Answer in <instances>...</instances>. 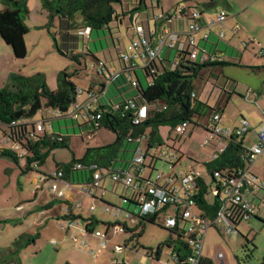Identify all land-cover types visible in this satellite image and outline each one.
<instances>
[{"label": "trees", "instance_id": "1", "mask_svg": "<svg viewBox=\"0 0 264 264\" xmlns=\"http://www.w3.org/2000/svg\"><path fill=\"white\" fill-rule=\"evenodd\" d=\"M136 1L134 4L130 3L129 5L133 7L126 11L131 22L133 21V14L142 7H146L145 0ZM183 1L187 2L188 0ZM218 1L207 0L205 2L206 9L212 7ZM0 2V38L12 48L14 57L24 58L27 53L24 37L29 31L25 23L29 15L27 0H0ZM118 4L121 5L122 0H41V9L46 11L49 17L56 15L59 18V41H56L55 38L54 42L56 50L62 55L68 56L79 66V69L72 73L66 72V70L61 71L57 79L58 86L55 90L47 88L44 77L40 73L28 77H24L20 73L10 74L6 85L0 88V134L6 140L4 144L0 142V157L15 163H18L20 159L24 160L25 170L39 169L46 165V160L52 151L61 148L70 149L68 145L70 135L55 131L51 120L64 119L66 116L70 117L66 114V111L77 103L79 94V87L72 79L77 71L82 68V61L84 63L86 59H91L97 63L102 62L95 56L97 50L92 51L85 38L90 39L93 31H97L98 38H101L99 37V31L108 30V35L113 41L114 34L119 30L118 25L123 23L122 16L124 17L126 14L123 11L121 14L117 12L115 6ZM202 9L204 8L200 7L199 4L181 5L171 13L169 11L162 13L165 18L156 19L155 27L158 28L159 24L168 23L174 13L189 18L188 14L191 13V10L198 11V16L196 18L190 17V19L200 24L204 13ZM111 23L116 24V32L112 31ZM85 27L90 29L89 36L78 33ZM81 37L83 40L82 49L77 51L76 49L79 47L78 38ZM117 59L120 62L121 71L111 81L117 80L118 82L121 79L122 83H129L133 91L132 95L121 97L117 103L108 102L104 104L98 102L96 107L86 112V115L81 119L70 117V119L75 120L78 126H83L87 131L89 130L88 133L103 129L112 132L114 139L104 145L84 148L80 157H75L72 153L71 158L67 161L56 162V171L61 172L62 179L65 177L76 182V180H83L84 177L86 181L89 182L90 180L91 183L96 171L100 172L101 179L104 176L109 177L117 169L129 168L139 143L137 139L142 136H145L142 141L145 142L146 146L141 167H146L147 157L151 158L152 161L159 160L150 153V150L157 149L165 144V139L159 131L160 127L166 126L170 135L179 124L184 122L186 126L197 124L193 120L194 116L201 115L202 111L207 108L194 97V79L203 67L212 63L190 59L188 50L179 52L173 69L162 68L160 70L154 59L144 67L138 64L129 66L128 62H124L120 58V52H118ZM102 64L105 67V62H102ZM137 68L143 69L147 81L146 86L141 82ZM133 81L135 84H132ZM101 86L102 89L106 88L104 82L101 83ZM116 87L120 88L119 85ZM102 89H98V92ZM129 100L135 104L134 107H131L128 103ZM125 105L127 106L125 107ZM142 106L146 108V117L136 124L134 122L136 109ZM43 109L57 110L59 115H49L47 118L39 120L43 124V128L38 131L36 128L37 120L34 117L37 113H41ZM214 113L216 111L211 112V115ZM96 115H99V117H96ZM204 130L207 132L206 128ZM243 135L231 134L225 140L223 151L216 158L204 164L212 183L216 184L218 190H223V182L235 176L238 168L246 165V160L242 158V154L247 152L242 144ZM13 144L24 152L21 156L17 154L16 150L8 147ZM167 163L172 167L174 166L173 163ZM150 167L152 168L151 164ZM212 183L207 184L198 175L191 196L196 209L203 213L204 217L210 219L217 216L223 208L220 192L209 195ZM123 199L134 202L139 208L141 206L134 194L127 198L123 197ZM104 204L110 205L107 202ZM160 211L161 209L145 215H134V213L127 211L138 222L134 228L124 223L121 224L123 233L129 235L124 243H131V246L136 249L139 245L137 239L144 231L145 223H156L160 218ZM230 221L233 222V220ZM84 222H86L87 231H91L99 223V220L91 218L85 219ZM101 224L107 227L112 226L110 223ZM167 230L170 237L159 243L154 250L143 247L145 252L157 259L161 254V248L166 246L171 250L173 264H192V260H190L193 257L192 248L185 241L181 228L177 225L167 228ZM30 240L25 236L16 238L6 251L0 253V264H8L12 261L20 264L17 254L20 249L29 244ZM132 241H134V244ZM249 245H252V241L249 239H246L242 245L247 258L251 257L254 248L253 246L250 248ZM196 264H213V262L210 258L202 256L197 258Z\"/></svg>", "mask_w": 264, "mask_h": 264}, {"label": "rangeland", "instance_id": "2", "mask_svg": "<svg viewBox=\"0 0 264 264\" xmlns=\"http://www.w3.org/2000/svg\"><path fill=\"white\" fill-rule=\"evenodd\" d=\"M156 1L157 0H146V7H142V9L137 10L133 14V21L131 22L129 20V14L126 11L132 6L128 4V0H122V5H116L115 9L119 14H121L122 11L126 14L124 17L122 16L123 23L118 25V31L115 30V22L111 23V27L113 29L112 31H117V33L114 34L113 41L108 35V30L99 31V37L101 38H98L97 31H93V35L90 37V39L85 38V41H88L89 45L91 46L92 51L97 50L96 58L99 61L105 62L107 70L102 72L105 78L108 75L107 72H112V70H120L121 65L117 59L118 52H123L130 41L137 40L139 42L140 40L137 32H135L131 26L132 23L134 24L137 22H144L147 24V22H149V25L153 27L156 23V19L152 14L154 12V15H158L161 11V6L164 7L162 8V11L166 12L170 11L171 9L173 10L175 8H179L181 5L199 4L200 7L205 8L203 9L204 15L208 19H214L218 15L219 9L222 8V3L217 2L212 7L206 9L205 2H207V0H188L187 2L183 0H159L160 3L158 6ZM234 1L238 3L242 0ZM133 2H135V0H133ZM27 3L29 15L25 20V23L30 28V32L24 37L27 53L24 58L14 57L12 54V48L6 45V43L0 38V88L6 85L8 78L12 73H20L24 77L40 73L44 77V80L48 86L47 88L50 90H55L58 86L57 79L59 73L64 70H66V72L72 73L79 69V66L68 56L62 55L56 50L54 42L55 38L56 41H59L58 16L54 15L49 17L48 13L41 9V0H27ZM82 42V37L78 38L79 47H77V51L82 49ZM188 48L191 50V47ZM250 51L251 49H249L248 54H250ZM97 65L98 63L95 60L86 59L84 63L82 61V68L77 71V74L72 79L73 82L79 87V94L77 96V101L79 104H82L86 101L89 102L86 90H84V88H86V86L90 83H98L100 80H102L101 77L95 74ZM170 66L173 69V65ZM212 68L213 67H210L206 70L200 71V73L194 79V84L197 85L200 80L205 82L207 81V78L209 79V83L212 82L214 77H209L210 70ZM137 71L141 82L144 86H146L147 81L144 77L143 69L137 68ZM218 74L219 73H217V75ZM224 77H226V74L225 76H220L219 78L221 84L225 82ZM248 79L250 78L248 77ZM255 80H258V78ZM233 81L230 80L228 83L231 88H233L235 84ZM115 88L118 89L115 87L114 83H111V87L107 94L108 96L103 95L100 98L101 103H107L108 98L112 95H115L114 100H119L120 95H117V90ZM208 91V94L211 93V97L209 99L211 104H214L217 96H220L218 102L221 106L220 110L222 111V122L226 125L224 127H229L232 129L233 126H240V116H247V114H249L248 120L252 122V129H249V131L245 134L243 146L244 148L249 149L255 143H257V133L259 132L260 128L264 126V114L262 112V108H259L253 102L249 101L251 97L254 98L252 94L250 99L244 98L246 93L245 86L238 84L237 91L233 93L232 97L227 103V92L222 93L221 89H215L212 83H210L208 86ZM96 105L97 103L90 105L91 109H94ZM49 110L43 109L41 113L39 112L35 115L34 119L39 121L42 120V118H47L49 115H52L50 114ZM209 113L210 109L207 110L204 116L203 114L200 115V120L202 123L207 121ZM197 117V115L194 116V122H196L198 119ZM244 119L246 118L244 117ZM51 122L55 131H58V126H61L59 129H62V133H68L70 135L68 139V145L70 149L61 148L52 151L46 165L43 167L44 170H48L50 168L53 169L55 166V160H68L71 158L72 153L75 157H80L81 154H83L84 148L104 145L112 142L114 139V134L112 132L103 129H99L94 133H88L89 130L87 131L83 126H78L75 120L70 118L53 119ZM65 122L68 125V132L64 127ZM184 130L185 131H183L180 135H169L168 128L166 126L160 127L159 131L162 137L165 139V144L157 149L150 150V153L159 160L152 161L151 158L147 157L145 161L146 169L144 170L145 173L144 177L142 178L150 179V181L153 182L155 175L160 174L162 176V179L160 180L161 182L166 178L167 174L173 177L174 174H178L179 172L185 173L186 171L194 169V171L200 173L201 177L207 184L212 183L209 172L207 171V168L204 164L208 162L212 156L213 145L209 144L206 147L201 146V142L207 138V134L201 126H198L195 123L189 124L184 127ZM190 132H192V134H190ZM212 144H215V142L213 141ZM140 146L142 149H144L146 146L145 142L142 141ZM262 153L263 154L261 156L253 158V161L249 164L248 168L249 170L251 169L252 173L257 175V181L264 184V151ZM169 156H172L173 161L169 163L174 164L173 168H170L167 163V159H170L168 158ZM52 157H54L55 160H53ZM150 164L152 165V168L150 167ZM20 166H24L23 162H20ZM7 167L17 169L18 164L0 157V181L7 180L8 176L6 171H4V168ZM135 180L141 184H145V182H141L139 179ZM104 181L106 190L109 191L104 195V198L110 204V210H105L103 205L104 203L102 204L99 199L93 201L90 199H85L84 201L86 203V205H84L87 208L92 206L94 208V212H98L100 214V218L102 219L100 222L106 223V220H110V224L113 225L115 224L116 219H120L122 221L123 217L119 216L117 218L114 216L115 213L124 216L128 211L134 213V215H137L140 208L136 206L134 202L119 198V193L123 192L124 187L119 185L110 177L106 178ZM220 196L224 197V193L222 191L220 192ZM242 198L249 201L252 205V216L243 217L236 209L233 210L230 208L231 212L229 214V218L232 219L234 223L226 218H222L219 224L211 226L207 229L204 240L203 256L212 258L215 255L214 258L215 262H217L216 264H220V260L216 258L218 253L222 254L221 262H224V264L263 263L264 188H260L253 192H244L242 194ZM170 213V211H166L165 213L160 214V218L154 224L145 223L144 231L137 239L139 245L136 249L130 247L131 243H128L129 245L127 249L117 250L116 247L113 248L115 243L116 245L124 246L123 241L129 238V235L123 232H116L113 234L112 227L107 230L106 226L100 224L99 222L95 226V229L100 230L102 234H104L105 231L108 232L107 238H105L106 246L103 248L99 245V243H96V246L92 249L94 253H91V250L89 252L90 254H96L100 261H103V264H111V262L112 264H115V259L118 263L124 261V264H137L138 256L145 253V249L143 247L156 249L159 243L170 237V233L166 226L162 224L164 216ZM128 224L133 225V223ZM227 225H230V231H226ZM134 226L135 225H133V227ZM95 236L96 235L93 237L92 235L86 234L85 238H95ZM246 239L252 241V245H249V247H254L250 258L245 256V251L242 248V245ZM132 243L134 244V241H132ZM127 254L128 260H125L124 256ZM160 260L162 264H173L171 250L166 246L161 248ZM147 261L148 263L152 262L151 258L149 257Z\"/></svg>", "mask_w": 264, "mask_h": 264}, {"label": "crops", "instance_id": "3", "mask_svg": "<svg viewBox=\"0 0 264 264\" xmlns=\"http://www.w3.org/2000/svg\"><path fill=\"white\" fill-rule=\"evenodd\" d=\"M130 1L131 0H128V4H130ZM144 2L146 5V0ZM156 2L158 6L160 1L157 0ZM218 2L222 3V8L219 9V12H224V20L218 22L215 18L208 19L203 13L200 29L193 33L196 40L195 43L197 48H199V56L196 60L212 63L203 67L202 70L213 67L210 70L209 77H214V79L210 83H212L215 89H221L222 93L227 92L226 103L230 100L233 93L237 91L238 84H242L245 86L246 92L244 98L250 99L252 94L254 98L251 97L249 101L253 102L259 108H262L264 114V0H242L238 3L234 0H219ZM162 8L164 7L161 6L160 13L168 12H163ZM173 10L171 9L169 13ZM152 15L154 16V12ZM188 15L189 18H186L174 13L168 23L160 24L158 28L155 27L156 23L151 27L149 22H147V24L139 22L154 30L156 37H158L163 30H167L169 32V38L174 42L173 48L164 47L159 56L155 59V63L160 70L162 68H171L170 65H173L174 68L179 52L182 50H192V47L191 50L188 48L190 46L188 45L186 36L188 25L192 23L190 14ZM211 21L213 22L209 24ZM220 31L223 37L219 36ZM29 32L30 28L28 33ZM204 34L207 35L206 40L203 37ZM88 46L90 45L88 44ZM249 49H251L250 54H248ZM99 64L100 63H98L97 66H99ZM138 64H140L139 61ZM106 70L107 68L105 65V67L103 66L102 72ZM120 71L121 67L118 71L112 70V72H107L108 75L105 78L103 74L98 72L96 67L95 74L101 77L102 80L98 83H90L84 88V90L90 88L89 90H95L97 92L95 102H92V104L101 102L100 98L103 95L108 96L107 94L111 87V83H114L115 87L117 85L120 86L119 89L115 88L117 90V95H120V97L119 100H114L115 95L110 96L108 98L109 103H117L120 101L121 97L132 95L133 91L129 83H122L121 79H119L118 82L117 80L111 81V74L117 75ZM217 73H219V76ZM225 74V82L221 84L219 78L220 76H225ZM248 77L250 79H248ZM256 78H258V80H255ZM230 80H234L233 82L235 84L233 88L228 84ZM103 82L106 88L102 89L101 83ZM210 83L207 78L205 82L200 80L197 85L194 84V97L207 107L202 111L203 116L206 114L207 110L210 109L209 117L204 123L200 120V115H197L198 119L196 120V125L201 126L203 130L210 122L211 112L215 111L218 112L220 116L219 126H226L222 122V111L220 110L221 106L218 102L220 96H217L214 104H211L209 100L211 97V93L208 94V86ZM98 89L102 90L98 92ZM244 117L251 125L252 122L248 120L249 114H247V116L241 115L240 119ZM67 118L70 117L66 116L64 119ZM251 126L250 129H252ZM60 127L61 126H58V131L63 132L62 129H59ZM64 127L68 132V125L66 122ZM237 127L239 126H233L232 128ZM246 133L243 135V142ZM190 134H192V132H190ZM141 142L138 143L139 147H141ZM49 157L50 154L48 158ZM168 158H170L169 162L173 161L172 156ZM52 159L55 160L54 157H52ZM65 161L55 160L53 169L44 170L43 166L39 169L34 168L25 170L24 160L20 159L17 163V169L10 167L4 168L8 178L7 180L0 181V253L6 251L16 238L25 236L31 240L29 244L20 249V252L17 254L20 264H103V261H100L96 254H90V252L94 253L92 249L96 246V243L100 245L98 236H95V238H85L86 234L94 237V232L100 230L95 229L96 224L93 230L87 231L86 222H84L85 219H97L99 222L102 221V219L98 212H94L92 206L87 208L84 201L85 199H90L91 201L99 199L102 204L107 202L104 195L109 191L106 190L104 180L108 177H101L99 185L93 187L90 185L92 182L90 183V180L89 182L86 181L84 177L83 180H76V182L68 180L65 177L63 179L53 177L52 172L57 169V163ZM20 162H23V167L20 166ZM145 169L146 167L144 170ZM192 170L194 171V169ZM249 171L253 177L257 179V175L252 173L251 169ZM144 173L145 172H141L140 176L144 177ZM118 184L124 187L123 192L119 193V198L130 197L134 189L133 186L130 187L121 183ZM51 187H55L54 192H52ZM211 187H214L213 183ZM58 193H61V195L58 196ZM103 205L104 209L108 208V211L110 210L109 205ZM114 216L116 215L114 214ZM119 216L123 217V219L122 221L116 219L115 223L117 224L125 223L133 227V225H136L138 222L136 218L134 220H132V217L128 219L126 214L124 215L125 217L122 215H118V217ZM109 221L110 220H106V223H110ZM66 222V227H63L62 224ZM101 223L103 222H100V224ZM128 223H133V225H129ZM185 223L186 222L182 221L181 225L184 226L186 225ZM110 227L111 226H106L107 230ZM107 233L108 232L105 231L106 238ZM113 234H115L114 231ZM205 237L206 233L204 240ZM125 240L123 241L124 246H119L115 243L113 248L116 247L117 250L127 249L128 244L124 243ZM204 240L202 255L204 252ZM100 246L104 248L106 246V240L105 245ZM130 247L132 246L130 245ZM160 256L156 259L145 252L138 256L137 264H162L160 262ZM124 257L125 260H128V254ZM148 257L151 258V263H148ZM214 257L215 255L210 259L213 264H216L217 262H215ZM219 260L220 264H224V262H221V258ZM8 264L16 263L12 261ZM115 264H124V261L118 263L115 259ZM262 264H264V260Z\"/></svg>", "mask_w": 264, "mask_h": 264}, {"label": "built area", "instance_id": "4", "mask_svg": "<svg viewBox=\"0 0 264 264\" xmlns=\"http://www.w3.org/2000/svg\"><path fill=\"white\" fill-rule=\"evenodd\" d=\"M137 1L130 3L134 4ZM132 6V5H130ZM133 7V6H132ZM198 16V11L191 10L190 17L196 18ZM155 19H164L165 16L162 13L153 16ZM225 18L224 12H219L218 15L215 17V20L218 22L223 21ZM170 21V19H169ZM213 21L209 22L211 24ZM133 30L137 32L140 40H132L127 45L126 49L120 52V58L124 62H128L129 66H135L140 64L139 66H147L150 61L153 59L155 60L161 50L164 47L173 48L174 42L172 39L169 38V32L167 30H163V32L156 37L155 31L144 26L142 23H132L131 25ZM200 29V24L193 21L190 25H188L186 36L187 42L192 50L190 52V59H196L199 56V48H197L196 40L193 36V33ZM80 35L89 36L90 29L89 27H85L83 30L78 31ZM219 36L223 37L222 32H219ZM205 40L207 39V35H203ZM99 66H97L98 72L102 73L103 66L102 62ZM116 74H111L112 77H115ZM132 84H135L133 81ZM79 91V89H78ZM87 97L89 102H84L79 104L78 101L74 104L71 108L66 111V114L69 115L73 119H81L86 115V112L91 111L90 105L92 102H95V98L97 92L95 90H87ZM131 107H134L135 104L132 101H128ZM127 105H125L126 107ZM50 114L56 116L59 115L57 110L51 109L49 110ZM136 117L134 122L140 123L146 117V108L145 106L139 107L136 109ZM99 117V115H96ZM220 116L219 113L216 112L211 115L210 122L208 125L205 126L207 138L201 142L202 147H206L209 144L213 145L212 156L210 160L216 158L224 149L225 147V140L231 134H235L237 136L246 133L250 129V123L246 119H241V125L237 128L230 129L229 127H221L219 126ZM186 123H182L177 125L173 133L175 135H180L184 131V127ZM36 128L38 131L42 130L43 124L41 121H36ZM0 134V142L6 143V140ZM258 142L255 143L252 147L247 149V152L242 154L243 160H246V165L237 169V174L226 181L223 182L224 189L218 190L216 184L214 187L210 188L209 195H214L216 192H223L224 197H220L223 202V208H221L220 212L215 216L213 219L206 218L203 216L199 210L196 209L195 204L193 203L191 196L192 191H194L195 179L199 175V173L193 171H186L185 173L179 172L178 174H174L172 177L171 175L166 176V178L160 182L162 176L160 174L155 175V179L153 182L150 179H144L140 176L141 172H144L145 167H141L143 162L145 151L141 147L137 146L134 156L132 157L131 163L129 168L127 169H117L116 172L110 174V178L118 183H121L125 186H133L132 194L137 196V200L140 202V211L139 215H145L147 213H154L161 209V214L165 213L166 211H170L171 213L165 215L163 218V225L166 228H172L174 226H179L181 228V233L185 238V241L190 245L192 248V264H196L197 258L202 257V245L206 230L211 227L219 224L222 218H226L228 220H232L229 218V214L231 209H236L240 215L243 217H250L252 215V205L249 201L244 200L242 198V194L244 192H253L260 188H264V184L260 183L253 177L251 172L249 171L248 165L253 161V158L259 157L262 152L264 151V126H262L257 133ZM145 139V136H142L140 139H137L138 142H141ZM215 144H212V142ZM11 149L17 151V154L21 156L24 152L20 150L17 145H9ZM169 162V159H167ZM80 167V165H78ZM170 168H173L169 165ZM137 175V176H136ZM52 176L56 178H61V172L53 170ZM100 172L96 171L93 175V182L90 184L93 186L99 185L100 180ZM135 179H139L141 182H145V184H141L137 182ZM52 192L55 191V187H51ZM211 192V194H210ZM61 193H58V196ZM167 205V206H166ZM166 206V207H164ZM232 206V207H231ZM164 207V208H163ZM108 210V208H105ZM118 217V215L115 213ZM128 219L135 217L129 213L126 214ZM186 222V225H181V223ZM125 224V223H124ZM67 222L63 223L62 226L66 227ZM113 231L116 233L123 232V227L121 224H113L112 226ZM230 225H227L226 231H230ZM96 236H98L100 240V245H105V238L106 234H102L100 231L94 232ZM217 258H222V254L219 253Z\"/></svg>", "mask_w": 264, "mask_h": 264}]
</instances>
